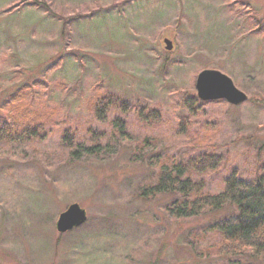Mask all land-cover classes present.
Returning a JSON list of instances; mask_svg holds the SVG:
<instances>
[{
	"label": "rangeland",
	"instance_id": "374dc122",
	"mask_svg": "<svg viewBox=\"0 0 264 264\" xmlns=\"http://www.w3.org/2000/svg\"><path fill=\"white\" fill-rule=\"evenodd\" d=\"M205 70L248 101H201ZM24 92L51 121L42 140L0 144V264H264L218 251L211 227L234 207L176 218V195L141 196L162 165L204 153L224 157L199 177L209 192L262 175L264 0H0V117ZM105 94L126 108L98 112ZM66 129L100 154L74 159ZM75 203L88 221L61 234Z\"/></svg>",
	"mask_w": 264,
	"mask_h": 264
},
{
	"label": "trees",
	"instance_id": "16d2710c",
	"mask_svg": "<svg viewBox=\"0 0 264 264\" xmlns=\"http://www.w3.org/2000/svg\"><path fill=\"white\" fill-rule=\"evenodd\" d=\"M24 96L25 92L17 95V102L9 101V105L13 106L12 113L7 118L0 117V144H22L46 137V123L51 120L30 112L20 101ZM93 106L98 112L117 106L121 110L126 108L116 96L106 94ZM70 130L64 131L62 141L71 150L74 159L81 160L83 153L90 156L100 154V141L92 139V145L85 147L77 143L75 134ZM222 161V156L204 153L188 161L168 162L161 166L156 183L145 187L141 196L154 199L159 195H176L177 198L167 206L169 213L176 218L198 217L205 211L216 212L226 206L234 207L232 215L215 221L211 227L221 242L218 251L231 257L250 253L253 257L264 258V171L254 181L242 180L234 172L226 179L221 192H209L206 181L199 177L219 168Z\"/></svg>",
	"mask_w": 264,
	"mask_h": 264
},
{
	"label": "water",
	"instance_id": "95a60500",
	"mask_svg": "<svg viewBox=\"0 0 264 264\" xmlns=\"http://www.w3.org/2000/svg\"><path fill=\"white\" fill-rule=\"evenodd\" d=\"M167 50H172L173 43L165 42ZM196 89L198 98L203 102L227 101L229 104L239 106L246 103L248 95L237 88L234 81L218 70H205L197 78ZM88 221L85 209L75 203L63 212L57 222V231L68 233L82 227Z\"/></svg>",
	"mask_w": 264,
	"mask_h": 264
}]
</instances>
